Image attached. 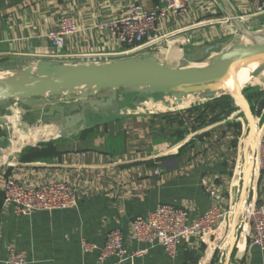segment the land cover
<instances>
[{
    "label": "crops",
    "instance_id": "obj_1",
    "mask_svg": "<svg viewBox=\"0 0 264 264\" xmlns=\"http://www.w3.org/2000/svg\"><path fill=\"white\" fill-rule=\"evenodd\" d=\"M133 1L0 0V76L9 74L8 68L33 67L38 61L73 63L79 55L121 51L124 47L116 39L94 26L124 13ZM145 7L159 9L163 1L146 0ZM64 16L72 17L80 32L66 37L63 50L55 52L46 33ZM237 23L257 32L264 29V13L253 15L245 0H203L183 17L169 15L159 21L157 33L163 39L151 52L167 67L195 65L210 46L246 41ZM247 89V95H263L258 81L242 90V99L203 93L178 101H155L159 96H153L133 102L138 95L126 92L120 119L90 128L82 123L64 138H56L54 121L45 124L40 117L44 110L15 101L0 104V140L14 126L26 125L33 136L49 126L48 135L29 139L19 150L0 148V264H5L9 246L24 252L28 264H98L106 235L116 227L128 249H147L143 258L125 264H264V249L252 246L248 238L236 232L233 247L229 244L231 224L227 228L226 222L180 246L173 259L159 246L135 243L130 233L131 221L159 203L182 207L190 220L197 219L212 205L205 180L222 189L219 204L224 208L240 198L264 197V175L254 160V147L247 144L251 129L253 145L264 129V110L255 116L260 98L245 100ZM225 95L233 108L228 114V104L221 100ZM6 110L12 112L10 118H5ZM36 124L40 127H32ZM48 143L54 155L22 159L29 148ZM8 177L24 185L67 182L77 203L68 210L17 216L12 205L3 206ZM82 241L94 245L93 251L84 252Z\"/></svg>",
    "mask_w": 264,
    "mask_h": 264
},
{
    "label": "water",
    "instance_id": "obj_2",
    "mask_svg": "<svg viewBox=\"0 0 264 264\" xmlns=\"http://www.w3.org/2000/svg\"><path fill=\"white\" fill-rule=\"evenodd\" d=\"M238 25L246 41L235 39L229 47L210 46L192 66L167 67L155 53H149L101 64L38 61L33 67H11L9 74L0 76V104L15 101L44 110L40 117L47 125L54 121L56 138H64L82 123L90 128L120 119L126 92L138 95L133 102L153 96H159L155 101L166 97L178 101L203 93L208 98L229 94L242 99V90L258 81L263 95L254 113L259 118L264 110V29L249 32ZM11 116L6 110L5 118ZM251 134L253 129L247 144L254 147ZM0 148H9L8 138L0 140ZM242 202L240 198L236 203L229 230L232 247Z\"/></svg>",
    "mask_w": 264,
    "mask_h": 264
},
{
    "label": "built area",
    "instance_id": "obj_3",
    "mask_svg": "<svg viewBox=\"0 0 264 264\" xmlns=\"http://www.w3.org/2000/svg\"><path fill=\"white\" fill-rule=\"evenodd\" d=\"M163 7L148 9L146 0H134L128 9L117 17L106 19L94 27L98 31H106L116 39L122 47L113 54L92 52L79 55L73 63L101 64L113 60L142 56L152 53L151 49L163 39L157 33V24L169 15L183 17L189 13L194 4L203 0H162ZM253 15L264 13V0H245ZM243 17H237L243 21ZM80 32L72 17L64 16L56 27L46 33L51 48L60 52L65 46V39ZM56 57L58 56L55 55ZM254 160L264 175V129L254 142ZM205 192L212 201L210 208L195 220H190L187 211L171 204L159 203L146 216H136L130 224L132 240L144 244L147 248L159 246L165 254L173 259L182 245H187L194 238H202L213 233L234 215L236 203L227 208L219 202L222 189L213 181L203 184ZM76 197L72 187L64 181L24 185L14 178L8 177L3 184V206L12 205L14 214L30 215L33 212H52L72 209L76 205ZM237 230L239 236L250 240L252 246L264 249V197L259 200H246L241 204ZM84 252H91L94 245L82 241ZM147 249L130 250L125 245L124 233L120 228L108 231L103 247L97 257L98 264L113 260L111 264H125L134 259L143 258ZM1 261V260H0ZM5 264H28L24 252L7 247Z\"/></svg>",
    "mask_w": 264,
    "mask_h": 264
},
{
    "label": "trees",
    "instance_id": "obj_4",
    "mask_svg": "<svg viewBox=\"0 0 264 264\" xmlns=\"http://www.w3.org/2000/svg\"><path fill=\"white\" fill-rule=\"evenodd\" d=\"M249 89L244 91V99L247 100L248 102L252 101V98L254 99H258L260 98V93H254L251 95H247L249 93ZM222 102H226L228 104V109L226 110V113H230L233 111V108L229 106L231 98L228 95L222 96L221 97ZM55 154L54 148L52 147V145L50 143L48 144H44V145H40V148L34 147V148H29L26 151V154H24L22 156V159L25 161H36V160H41V159H45L48 158L52 155ZM212 264H215L212 262Z\"/></svg>",
    "mask_w": 264,
    "mask_h": 264
},
{
    "label": "bare ground",
    "instance_id": "obj_5",
    "mask_svg": "<svg viewBox=\"0 0 264 264\" xmlns=\"http://www.w3.org/2000/svg\"><path fill=\"white\" fill-rule=\"evenodd\" d=\"M161 52V51H160ZM161 54V53H160ZM166 58V57H165ZM168 59V58H167ZM179 60V59H178ZM177 61V60H176ZM170 63V62H169ZM244 83L243 80H240L239 84L240 86ZM233 89V87H231ZM16 123V122H15ZM18 123V122H17ZM20 123V122H19ZM12 124V123H11ZM45 128H41L38 131V134L33 136L31 130L32 129H28L27 132L22 133L18 128H16L14 126V130H13V135L12 137L9 139V152L12 151H16L19 150L23 145H25L29 139L31 140H38L40 138V136H44V135H48L49 134V130L48 127L49 126H44ZM35 128V127H34ZM11 129V128H10ZM12 133V132H10ZM8 154V153H7Z\"/></svg>",
    "mask_w": 264,
    "mask_h": 264
},
{
    "label": "rangeland",
    "instance_id": "obj_6",
    "mask_svg": "<svg viewBox=\"0 0 264 264\" xmlns=\"http://www.w3.org/2000/svg\"><path fill=\"white\" fill-rule=\"evenodd\" d=\"M16 128H18L22 133H25V132H27V130H28V128L29 127H27L26 125H24V127H18V126H15ZM32 127H40V125H32ZM13 130H14V128L12 129H10L9 128V131L7 130V135H8V138H11L12 137V135H13ZM10 132H12V133H10ZM41 137H43V136H40V138ZM235 203H237V201H235L232 205H234ZM232 220H233V216H232V214L230 215V218H228V220H226V225H227V228H228V226H230V224L232 223ZM229 229H230V227H229ZM237 233H239L238 231H236Z\"/></svg>",
    "mask_w": 264,
    "mask_h": 264
}]
</instances>
